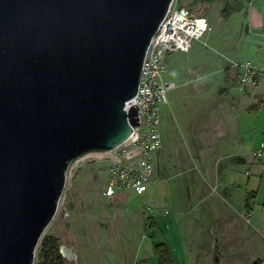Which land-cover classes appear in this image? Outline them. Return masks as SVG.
<instances>
[{
    "label": "water",
    "instance_id": "1",
    "mask_svg": "<svg viewBox=\"0 0 264 264\" xmlns=\"http://www.w3.org/2000/svg\"><path fill=\"white\" fill-rule=\"evenodd\" d=\"M174 0H0V264H34L70 165L140 126L126 103Z\"/></svg>",
    "mask_w": 264,
    "mask_h": 264
},
{
    "label": "rangeland",
    "instance_id": "2",
    "mask_svg": "<svg viewBox=\"0 0 264 264\" xmlns=\"http://www.w3.org/2000/svg\"><path fill=\"white\" fill-rule=\"evenodd\" d=\"M242 1L246 9L249 0ZM175 3L208 21L205 36L193 43H201L203 60L200 64H175L167 58L165 79L174 80L177 87L168 93L169 99L172 94L174 97L162 108L163 146L156 155L153 184L146 193L104 197L109 174L102 161L107 155L102 153L86 154L70 165L58 211L42 238H73L79 264H158L148 229L152 221L156 224L155 241L168 243L174 264H253L264 257V179L259 185L251 173L248 191L258 189L256 201L250 203L255 212L253 216L249 211L241 213L250 166L238 168L235 178L241 186L227 198L220 174L236 161L231 156L235 149L207 143L200 148L195 142L201 135L197 132L201 125L196 123L201 118L195 111L223 109V91L228 88L223 79L225 69L240 62L225 56L224 44L233 43L237 35L245 37V14L235 13L226 22L220 4ZM188 53L172 55L183 63ZM209 120L213 132L221 135L223 123L216 111ZM205 135L201 136L205 139ZM64 208L70 217L63 216ZM40 263L38 245L34 264Z\"/></svg>",
    "mask_w": 264,
    "mask_h": 264
},
{
    "label": "built area",
    "instance_id": "3",
    "mask_svg": "<svg viewBox=\"0 0 264 264\" xmlns=\"http://www.w3.org/2000/svg\"><path fill=\"white\" fill-rule=\"evenodd\" d=\"M175 1L151 42L138 93L126 103L127 111L132 106L138 107L140 126L133 127L129 138L117 148L102 153L107 155L102 161L106 163L109 174L108 185L103 191V196L108 199L125 193L141 196L153 184L155 158L163 146L162 108L168 104V93L177 87L165 79L168 55L188 53L193 43L202 40L208 30L205 17L194 15ZM231 67L240 71V91L258 85L260 69L253 62H233ZM255 156H264V142Z\"/></svg>",
    "mask_w": 264,
    "mask_h": 264
},
{
    "label": "crops",
    "instance_id": "4",
    "mask_svg": "<svg viewBox=\"0 0 264 264\" xmlns=\"http://www.w3.org/2000/svg\"><path fill=\"white\" fill-rule=\"evenodd\" d=\"M243 12L246 22L245 37L237 35L235 36L237 39L233 43L232 41L226 42L224 44V54L231 60H240L242 62L247 59L253 62L260 69L259 83L257 86L249 87L245 92L241 93L242 91L237 89L240 71L227 66L223 76L224 82H228V88L223 91V109L217 111L209 108L204 110L200 108L199 110L198 108L195 111L198 114L197 117L201 118L196 121V123L201 125L200 130L198 129L197 132L199 131L201 135L206 134L205 139L203 136L198 135L199 137H196L195 142L198 143L196 147L200 148L207 143L214 148L235 149L231 156L235 157L236 161L234 160L233 163H230L220 174L221 189L226 193L227 198H232L233 193H236V186H241L238 185V181L235 178L238 168L250 166L246 172L245 197L240 210H242L241 213L248 211L246 209V201L249 196L251 208L249 212L253 216L255 206L253 207L250 203L252 200L256 201L258 189L254 190L253 187L252 190L248 191L251 173L255 174L254 177L256 176L259 179V185L264 179V156L261 158L253 157V153L258 151L264 142V106L254 110L251 109L252 106L264 100V0H249L247 8L239 13ZM242 37L244 38L242 39ZM200 47H202L200 42L193 44L183 63L181 60L176 59L172 53L169 54L168 61L170 60L175 64H200L204 57V50ZM170 82L176 84L174 80ZM173 97L174 95L172 94L170 99L168 98V103ZM215 111L223 123L221 125L223 132L219 136L213 132L212 126L214 124H211L209 120V118L214 116ZM262 259L264 260V257Z\"/></svg>",
    "mask_w": 264,
    "mask_h": 264
},
{
    "label": "trees",
    "instance_id": "5",
    "mask_svg": "<svg viewBox=\"0 0 264 264\" xmlns=\"http://www.w3.org/2000/svg\"><path fill=\"white\" fill-rule=\"evenodd\" d=\"M197 2L214 5H222L221 16L224 21H229L232 15L235 13L242 12L245 9L244 2L242 0H196ZM264 106V100L258 102V104L251 107L252 110ZM250 197H247L246 209L249 211ZM148 229L151 231L150 238L152 239V252L154 257H156L158 264H174L172 259V254L170 248L166 242H156L154 236V230L156 229V224L152 221L150 222ZM56 239L51 236H45L42 238L39 244V252L41 257L40 264H62V259L57 251ZM253 264H264V260H256Z\"/></svg>",
    "mask_w": 264,
    "mask_h": 264
},
{
    "label": "flooded vegetation",
    "instance_id": "6",
    "mask_svg": "<svg viewBox=\"0 0 264 264\" xmlns=\"http://www.w3.org/2000/svg\"><path fill=\"white\" fill-rule=\"evenodd\" d=\"M111 199V198H110ZM63 216L67 218L70 217L68 208H64ZM73 214V212H72ZM56 239L57 251L62 259V264H79V256L76 250V243L73 238L65 237V239H70L69 241L61 240L59 237L54 235H48Z\"/></svg>",
    "mask_w": 264,
    "mask_h": 264
}]
</instances>
